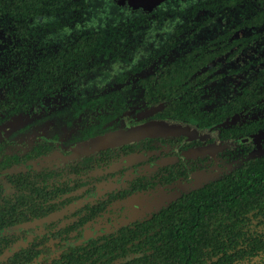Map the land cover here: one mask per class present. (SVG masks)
<instances>
[{"label":"trees","instance_id":"1","mask_svg":"<svg viewBox=\"0 0 264 264\" xmlns=\"http://www.w3.org/2000/svg\"><path fill=\"white\" fill-rule=\"evenodd\" d=\"M234 55L260 68L236 94L223 72L211 79L220 96L202 91L209 63ZM40 105L80 143L128 107L150 113L137 124L182 122L226 143L264 131V0H174L150 12L119 0H0V121ZM222 146L232 155L234 147ZM87 156L63 170L85 172ZM238 157L141 221L75 247L62 238L60 253L43 264H264V155ZM8 158L0 150V163ZM37 256L28 246L16 263Z\"/></svg>","mask_w":264,"mask_h":264},{"label":"flooded vegetation","instance_id":"2","mask_svg":"<svg viewBox=\"0 0 264 264\" xmlns=\"http://www.w3.org/2000/svg\"><path fill=\"white\" fill-rule=\"evenodd\" d=\"M255 51L247 49L248 56ZM248 56L234 55L232 61L220 65L209 63L211 71L206 79L210 82L203 83L201 90L220 96L221 84L211 79L223 72L231 94L238 93L240 80L260 68L245 66ZM241 65L245 72H240ZM219 78L224 80L223 76ZM128 108L107 122L103 128L108 129L101 135L82 143L72 137L73 129L48 113L47 105L0 121V150L9 157L0 163V264H17L16 252L28 246L38 255L30 264H43L60 253L62 238L70 237L66 244L73 247L87 244L97 236L147 218L161 206L219 176L239 155H264V131L228 143L207 132L193 140L168 135L100 147L94 140L128 125L134 127L150 115ZM237 117L242 120L247 115ZM94 122L92 119L88 124ZM221 143L234 147L229 149L232 155ZM87 155H92L91 166L85 172L83 168L77 170L78 175L63 170ZM64 182L68 184L66 189L70 188L66 194ZM16 203L27 206L17 209ZM33 203H41L43 210L32 208ZM20 211L22 220L16 224Z\"/></svg>","mask_w":264,"mask_h":264},{"label":"water","instance_id":"3","mask_svg":"<svg viewBox=\"0 0 264 264\" xmlns=\"http://www.w3.org/2000/svg\"><path fill=\"white\" fill-rule=\"evenodd\" d=\"M166 1L174 0H119V4H127L133 10L141 9L150 12ZM207 130L172 120L149 121L134 127L128 125L124 129L105 134L94 140L100 147L127 144L132 141L159 136H186L190 139L203 137Z\"/></svg>","mask_w":264,"mask_h":264}]
</instances>
